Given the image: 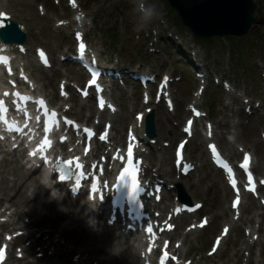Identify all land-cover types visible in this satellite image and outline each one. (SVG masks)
I'll return each mask as SVG.
<instances>
[{
	"label": "bare ground",
	"instance_id": "obj_1",
	"mask_svg": "<svg viewBox=\"0 0 264 264\" xmlns=\"http://www.w3.org/2000/svg\"><path fill=\"white\" fill-rule=\"evenodd\" d=\"M9 8L10 11L1 7L0 13H6L8 17H11L13 19L15 18V16L13 15L18 13L31 22L33 26L32 28H27L26 24L24 23L27 30V38L29 39L30 46L34 41H37V43L40 45L41 38L47 39V45H50L53 42L58 41L60 37H62L63 32H65V29L70 27L66 24L55 27L54 25H52L51 16L49 14L41 15L38 12L37 8H34L32 3L28 0H10ZM15 20L17 21V19ZM75 26L78 27L80 31H82V35L84 37L86 33L89 32V27H87L86 21L82 20L78 23L76 22ZM73 29L75 32L76 28ZM8 46L15 48L14 44ZM43 48L45 47L43 46ZM30 51V47H28V55H30ZM64 54L65 53H63V55ZM33 61L36 64L33 65L34 72H31V75L33 77H38L45 86H51L52 91L49 93L51 98L53 100L58 99L59 95L55 92V87L52 85L53 75L55 74L57 69L43 70L38 65L36 59H34ZM35 66H38L39 68H36ZM201 69L202 70L199 71L203 80L205 79L208 81V73L205 72V69ZM24 75H26L25 72ZM66 75L67 74H65V76ZM82 77L83 73L80 70H78L74 74V78L77 81H80ZM164 77H168V82H171L169 74L163 76L161 81L164 80ZM234 87H236V85H234ZM234 87H232V89ZM66 88L69 91L72 90L71 86L68 84ZM150 89L152 90L151 87ZM204 92L205 87H202L199 95L192 96L190 98V110H187V112L185 110V112L188 114V119L194 118L195 120L194 137L190 139L186 137L183 127H181L178 123V106L177 102L173 101V95L171 93H169V97H167V99L173 101V113L170 112V110L166 106L161 105L156 101H153L154 103L150 105L151 103H145L144 100L140 101L139 98L134 96L131 97V101L128 102L125 99L122 100L121 93H118L117 99L119 100L118 104L121 107V111L116 116H110V122L112 123V132H114L111 137V142L117 147L124 145L126 139L128 138L129 130L131 129L132 134H135L137 136L139 145L142 144V146H144L146 150V153L138 151L139 156L144 160L143 173L145 184L149 186H154L155 184L162 185L166 190L163 193V197L160 203L155 204L152 203V201H148L147 205V211H149L151 215L153 214L150 223L153 225L154 230L157 233V240L153 243L147 241H143L142 243L146 244L145 246L151 248L153 252L154 250L158 251V249H154L155 247H158V253H160L161 249L163 248V243L165 241H169V247L166 250H173L172 257L177 255V259L174 260L172 264H201L202 260L207 262L208 259L211 262L215 261L214 259L217 256L213 252H210L206 256H199V258H194V256L189 257L186 255H188L191 251L193 240L199 241L206 227H208V229H210V231L212 232L216 231L214 221L217 216H220L224 218V221L219 225L221 231L217 235L221 240L220 248L226 245L233 233H235V239L234 241H232L230 251L225 254V259L222 262H218V264H242V261H245V264H260L262 262L264 263V241L260 239L261 237L257 240L253 239L254 233H261L262 231H264V211L261 215L262 224H258L257 227L252 226L254 217L251 214L255 207L260 206L264 209V202L259 200L258 203L251 194L245 191V185L242 182L239 186L241 190V192L239 193L241 201L239 209L243 210L245 213H247V215H244L242 213L240 216L236 214L234 216H230V213H232V204L236 200L237 193L234 190L229 189V187L222 182L220 177L214 175L211 179L212 183L206 186L204 194H207V192L211 188L216 189V193L218 196V206H216L220 209L219 213L211 216L210 218H204V227L201 230H197V228L201 227L202 221L199 224L196 223L197 221H194L186 230H184L182 221L188 216H193V214L190 213H182L177 218H173L171 222L166 221L169 217L168 215H166L168 208L173 205L170 213L172 214L174 207L178 206L173 197L175 195V191H173V189H169L170 191L168 190L167 192V187H172L180 184L182 185L184 191H187V195L189 193L191 197H197L203 194L199 190V184L204 182V178L207 177L208 173L206 175H202L201 173H199L200 183L195 182L193 180V177L184 180L183 176L180 173L181 169L179 171V174H177L176 169H174L173 164H171L170 162V148L173 144L174 146H177L178 144H181L182 141H186L184 146L185 160L189 162V165H196V169H198L197 171H200V169H204L205 166L208 165V162L205 158V150L203 149L204 139L200 133V130H198L197 128L198 126H204L205 124L203 123L199 125V118L196 119V115L195 117L192 115L193 110L197 111L201 107V97L203 96ZM229 94H231L230 98L233 101H237V98L235 96L236 92L234 94L233 92H230ZM70 97L75 101V103L77 102L74 93H72ZM227 103L224 105L225 111L229 109ZM114 104L112 103L113 107L115 108V105L117 104ZM72 109L74 110V108L71 107L70 114H73L75 117L79 118L80 116H85L83 106H78V108L74 111ZM87 109L89 113L88 118L91 119L95 113V108L92 109L88 107ZM134 110H136L135 115H133ZM106 114L108 113H100L99 119H104L107 116ZM140 114H143L142 119L137 118ZM150 114L154 115L153 121L155 135L153 136V138L147 137L144 133V120L145 117ZM210 116L212 117L211 113ZM221 116L222 117L217 120L214 118L215 120L213 124H215L216 130L221 127H228V116L225 115L223 111L221 112ZM186 121L187 120H185V122ZM100 124L101 123L99 122L98 125ZM210 129L211 127H209V130ZM167 130H171L173 131V133L168 136L166 134ZM213 133L215 140L229 150L230 157L233 158L238 154V147L235 146L234 143H232L234 141L231 142L226 140L222 131H213ZM236 135L237 134H235V136ZM92 154L94 155V153ZM106 155H108V150L104 149V153H102L100 156ZM242 156L243 155L241 154V157ZM149 164H151V166H149ZM262 167H264V157L256 162L254 169L255 171H258ZM6 172H9L11 175H13L14 178L12 180H9L8 177L3 174L4 172L2 174L0 173V204L2 205L3 201H6L10 204V207H7L6 209L8 210L14 207V210L11 211L8 219L0 220V229H2V232H9V236H6L2 240V233L0 234V247H5L8 251L6 259L4 260L5 262L2 264H147L152 258V256H149L142 259V251L140 250V248H137L132 243H130L129 239L124 234V229L121 228V223L116 220L111 224H107V217H105L103 213L97 216L100 219L104 220L101 226L98 223L95 226H92V228H85L82 225L85 216L77 206L78 199L67 198V200L63 201L61 205L53 203L48 198L49 194L47 193V188L40 181L41 174L38 172V170L24 171L20 167H16L15 165L11 170H8ZM29 190H32L31 194H28ZM261 190L264 194V187H262ZM171 192H173V194ZM229 195L232 196V200L230 208H227L224 204V200ZM166 199L170 201L168 204H166ZM24 209H26L25 213L27 215L37 216L38 219H35L37 222L49 223L51 228L52 226H57L55 224H61L62 222L64 223L63 227L59 231L53 232L47 229L49 232L45 233L48 236V246L44 242L45 237L42 238L43 235L39 234V232L36 233L34 231H30L18 234L17 236L13 237L12 232L16 231L17 229H24V227L31 224L35 226L34 222H30L27 224H21L19 222L18 219L23 220L19 215L21 213V210L23 211ZM5 212L6 210L1 213L0 217L6 215ZM197 213L198 212H196V214ZM16 217H18L17 221L15 219ZM15 222L17 223L15 224V226L17 225V227H12ZM168 224L175 226L172 228V230H167ZM10 227H12L11 231H9ZM57 227H59V225ZM225 228H227L228 230L227 236H223L221 234L222 231L225 230ZM41 229L43 230L44 228ZM161 229L165 230L161 231ZM42 230L41 232H43ZM242 233L244 236L243 238L240 237ZM53 235H56L58 239H64L65 245L60 244L59 240L54 241L52 238ZM115 236L117 240L122 244L124 249L118 256L113 255L110 252V248ZM24 238L30 239L31 241L27 245L22 247L19 253H17V251L10 252L11 248L14 245H18ZM174 242L177 243L178 246H176ZM252 242L258 243L261 246L262 259L260 262L257 260L255 261L252 256ZM68 243L72 245V249H69L70 247L67 246ZM186 245L189 246V250L184 256L183 252ZM53 247L54 251L50 252L49 250ZM76 247L77 250L75 251L74 248ZM221 250L222 249L218 251V256L220 255ZM36 252H42V257L40 259L35 258L29 260L28 257L34 256ZM8 259L11 262L6 263Z\"/></svg>",
	"mask_w": 264,
	"mask_h": 264
},
{
	"label": "rangeland",
	"instance_id": "obj_2",
	"mask_svg": "<svg viewBox=\"0 0 264 264\" xmlns=\"http://www.w3.org/2000/svg\"><path fill=\"white\" fill-rule=\"evenodd\" d=\"M28 1L32 3L34 8H37L38 12L41 15L49 14L52 19V25H54L55 27L58 26V24L62 20L69 22L73 21L71 17L72 8H68L67 5L68 1L66 0H28ZM78 1H79L78 2L79 6L83 9V12L87 17L86 21L88 23L89 32H87L86 34V41L90 44V46H94V47H98L99 49H102L103 53L105 54V57L111 59L112 62H114L117 59L118 61H122L126 63V65L128 64L135 65L138 63L140 65L146 66L147 68H150L151 70L153 69L152 70V72H154L153 74L157 75L156 82L160 80L161 74L163 72H168V71L173 72L172 74L174 75L173 76L174 80H173V85L171 87L172 88L171 91H174L173 94L175 96V100L179 104V105L177 104L178 113H179L177 119L178 122L182 124L184 122V114L182 113L183 110L182 108H184L185 107L184 105H186L190 100V96H191L190 94L194 92L192 91L194 86H192L190 80L192 76L194 78L195 76L193 74L192 68L188 66V64L185 62L186 60H188V58L186 56L179 55L176 49L174 48L173 43L179 42L181 43V46L185 48V50H191L190 44L192 43L191 41H193L194 39L193 40L190 39L191 37L189 31L183 27H180L174 21L173 19L174 11L170 10L166 6V4H164V2H162L161 0H145L146 4H151L156 7L157 16L146 28L140 31H136L135 24L138 13L134 12V8L136 7L138 0H78ZM253 2L256 5V11L254 12V16L259 22V24H255L247 35L243 37L218 38V39L215 38L214 40L211 39V41L208 44V51H204L203 45H199L197 48L198 50L197 52L200 58L201 59L203 58L206 61L209 71L227 80V82H229L231 87H234V85H236V87H234L232 91L231 89H229L228 92L224 90L221 86L219 87L210 81L209 84H207L206 91L201 98L202 100L201 111H203V113L206 114V116L209 118L211 117L210 116L211 113L212 117L210 118V121H213L214 118L216 120L220 119L222 117L221 112L223 111L225 115L228 116L227 120L229 121V124L227 128L223 129L221 127L218 128L217 131L220 132L223 131L228 138L234 141L233 143L235 146L245 147V148L248 147L251 150V152H253L256 160L258 161L264 157V140H263L264 105L262 104L261 107H258L257 112L253 115V114L245 113L244 103H243V101L245 102V100L251 98V100H248L249 103L256 106L258 105V101L256 100L257 97L262 99V103L264 98V84L262 80V77L264 75V0H253ZM1 5L7 7L8 9L5 7L3 8L10 11L9 8L10 0H0V6ZM13 16H15L14 19H17L18 22H21L23 24L25 23L27 28L33 27L31 22L21 14L16 13ZM171 28L177 35L176 38L171 36ZM67 32H69V29H67ZM71 32L72 33L74 32L73 28L71 29ZM169 35L171 36V38H169ZM166 41H168V43H166ZM26 43L27 44L29 43L28 38L26 40ZM53 43H52L53 45L52 44L47 45V39L44 38H41V42H40L41 47L44 46L46 49L48 48L47 50L52 57L56 56L57 54H59V52H62L63 50H69L70 52H73L74 36L71 35L70 33L67 34L64 32L62 34V37H60L58 41H55ZM37 44H38L37 41H34L33 44H31V46L29 45L31 50L29 53L31 54L32 57L28 56L27 53V56H24V60L22 59L27 64L31 62L30 58H32L31 60H33V58L35 57L34 51L37 47H39ZM235 49L238 51V53H235L237 52ZM56 69H59V73L56 72L53 75V79H52V85L55 87L56 91L58 88L57 82L61 79L65 78L69 81V83L75 82L73 77L74 75L72 74V72L74 71L73 68L69 67L68 65H62ZM200 70L202 69L200 68ZM65 74L67 75L65 76ZM194 82H195L194 84L196 85L197 82L196 81ZM38 83H39V87H42L41 89L43 91H47L51 89L50 86L47 87L40 82ZM154 89H155V85H154ZM129 92H130V96L131 94L132 95L134 94L136 97L139 98L140 95L139 88H136L135 86L132 85L129 87ZM227 92L228 93L233 92V94L236 92L237 101H233L230 98L231 94L227 95ZM226 103L229 106V109L226 110L227 112L224 110V105ZM86 104L88 105L90 104L89 106L93 107L91 102H87ZM188 110L190 109L188 108ZM241 110L243 111V113ZM172 133L173 131L171 130L166 131V134L168 136L171 135ZM235 134L237 135L235 136ZM219 145L225 152L230 154L229 150L223 147L221 143H219ZM203 146L205 148L204 144ZM172 150L173 149H170L171 158H172ZM239 156L240 154L238 153L237 156H234L235 157L234 159H238ZM11 159L12 158H7V161H5V163L0 162V173L4 172L6 174L4 175L8 177L9 180H12L14 178L13 175H11L9 172L8 173L6 172L13 168L14 164L12 163L13 161ZM211 170H209V167L207 165L205 166L204 169H200V171H196L195 173H193L192 175L194 176L187 175L188 178L183 177L184 180L193 177V180L195 182L200 183L199 173H201L202 175H206L208 173L207 177L204 178V182L199 184V190L203 194L191 198L193 201L200 200L203 203V206L200 212L198 213L199 218H202L205 215L213 216L219 213L220 211L219 207H217L218 196L216 193V189L211 188L207 192V194H204V190L206 186L212 183L211 179L212 176L214 175L220 177L222 182L225 184L224 179L219 175L220 173L219 172L215 173L213 172L214 170L212 171ZM259 171H263V169L258 170L257 172ZM31 193L32 190H29L28 194ZM189 196L190 195L188 193V197ZM229 197L232 196L229 195L224 200V204L227 208H229L228 206L231 204L230 199H232ZM48 198L53 203L61 205L59 201L55 202L54 200L50 199V196H48ZM166 201L168 200L166 199ZM256 201L259 203V200L256 199ZM4 202L8 207H10V204L8 202L6 201ZM168 203L166 202V204ZM5 210L6 212L9 211L10 214L11 211L14 210V207L8 210L5 208ZM25 210L26 209H24L23 211L21 210V213L19 215L20 218H22L23 220L18 219V217H16L15 218L16 221L18 219L21 224L34 222L35 226L31 224L29 226L24 227L25 232H30V231L31 232L34 231L36 233L39 232V234L43 235L42 238L45 237L44 238L45 240L43 239L45 243H48L47 242L48 236L46 235V233L49 232L48 230L53 232L59 231L64 225V223L62 222L61 224H55L57 226L59 225V227L52 226L51 228L49 223L37 222L35 220L38 219L37 216L27 215L25 213ZM263 211L264 209L261 208L260 206L255 207V209L251 213L255 215V221L252 223V226H255V224L257 225L259 223L262 224L261 215ZM240 213L247 215V213H245L243 210H240ZM190 218H191L190 216L184 218L185 222L187 223ZM223 220H224L223 217L220 216L216 217L214 221L216 233L217 230H219V224H221ZM182 222H184V220ZM191 223L192 222L190 221L189 226ZM15 224L17 223L15 222L12 227H14ZM15 227H17V225ZM41 228L44 229L42 230ZM41 230L43 232H41ZM205 231L200 237L199 241L193 240L192 242L193 247L191 248L189 254L192 256H196V258L197 256H201V255L205 256L210 249L211 240H212L211 238L215 232L210 231L208 227L205 229ZM257 234H259L260 235L259 238L261 237L260 239L264 241V231ZM240 236H243V233ZM52 238H54L55 241H58V237H56V235H53ZM234 239H235V233H233L232 236H230V239L228 240L226 246L224 245L225 247H223V249L221 250L220 256L219 257L217 256L214 259L215 261L211 262L208 259L207 262L202 260L201 263L218 264L219 261H223L225 259V254L230 251L231 244L232 241H234ZM23 240L28 241V243L31 241L30 239L27 238L22 239V241ZM28 243H26L25 245H27ZM59 243L65 245L64 239L59 238ZM252 243L254 245V242ZM25 245H23V247ZM14 246L11 248L10 252L17 251V250H12ZM67 246L70 247L69 249H72L71 244L68 243ZM51 249H53L54 251V247ZM74 250L76 251L77 247L74 248ZM188 250H189V246L186 245L184 251L187 253ZM36 254H40V255L36 256ZM42 255H43L42 252H36L34 256L28 258H31L29 260L35 258L40 259ZM252 256L255 261L257 260L260 262L262 259L261 246L258 243H255V245L253 246ZM9 262L11 261H9L8 259L6 263ZM260 264H264V263L262 262Z\"/></svg>",
	"mask_w": 264,
	"mask_h": 264
},
{
	"label": "snow or ice",
	"instance_id": "obj_3",
	"mask_svg": "<svg viewBox=\"0 0 264 264\" xmlns=\"http://www.w3.org/2000/svg\"><path fill=\"white\" fill-rule=\"evenodd\" d=\"M74 2V0H73ZM79 19V17H78ZM12 23V21L8 18L6 13H0V29L4 28L6 26V24L10 25ZM77 38L80 39V33H77ZM85 44L83 42H81L79 44V59L85 63L86 67H89V70L92 72V79L89 81V87H91L92 85H95L96 87V91L97 93L101 92L102 89L100 87V85L97 83V77L100 75L99 70L95 69L91 66H89L87 64V61L84 58V53H85ZM40 56L41 59L43 61V63L45 65L48 64V59L46 57V54L43 52V50H40ZM6 59H5V63H6ZM93 64H95V60H93ZM143 79L147 80V79H151V77H144ZM168 83V77H164V80L162 82V84L160 85L161 90H163L166 85ZM61 94L64 95L63 93V85H61ZM5 95H8L7 93H5ZM18 95V94H17ZM83 95L87 96L88 92L87 90H85L83 92ZM166 95V93H165ZM199 95V93L197 94ZM157 98L159 99V93L157 94ZM22 99H27V98H22ZM148 101V96L147 93L145 94V103H147ZM39 105L43 106L44 105V101L40 100ZM4 104L3 100H0V107H2ZM99 106L101 108H103L105 106V100L100 97L99 98ZM109 107H111V105H109ZM169 107H171V101H169ZM4 111H6L7 109H3ZM114 110V109H113ZM195 115L196 116H200L201 113L199 111H195ZM45 114L47 115V109H45ZM56 113L53 111L50 114V124H49V129L51 127V122H55V118H56ZM143 114L138 115V119H142ZM66 123L69 124H74L73 121H66ZM193 121L189 120L188 121V126L184 129L185 132H187L189 135H191V126H192ZM211 127V126H209ZM84 131L87 133L88 137L91 138L95 133L88 128H85ZM211 134V133H209ZM107 138V130H105V132L100 136V139L104 140ZM128 145H127V153H126V166L123 168V170L120 172V175L117 178V182L115 183V185H113L112 187H116L118 184H124L127 185L129 188V196L132 200H137L138 199V194L142 193L145 191V189L143 187H141V180H140V164H141V160L136 156L135 152H134V148L136 146V137L132 134L131 129L129 130V137H128ZM186 141H182L181 144L179 145L178 149H177V164L179 165V163L181 162V160L183 159V149L185 146ZM51 142L45 138L42 147L44 146H50ZM212 150L213 156L216 160V163L218 165H221L222 167L225 168V170L227 171L229 178H230V183L232 184V187L234 189H236V180L232 177V168L228 166L227 163H225L223 160L220 159L219 154L217 153L216 147L215 145H210L209 146ZM87 152V149L85 150ZM120 160H125V156L124 155H120L119 156ZM62 168L64 169L65 175L61 176L60 179L63 181L65 178L71 179L73 176H76L77 179H83L84 178V173L83 172H77L76 169H82L83 165L79 162V158H73V160H68V161H63L62 162ZM242 168H244L245 170L248 169L249 166V156L246 154L244 156V160L242 162V164L240 165ZM190 165H186L185 166V171L188 170V168H190ZM102 171V170H101ZM248 181L249 184L247 185V188L249 191L251 192H255L256 191V187H255V182L253 180L252 174L248 173ZM260 183L264 184V181H260ZM95 187V186H94ZM237 190V196H236V200L233 202V207L236 208L239 205L240 202V197H239V189ZM158 192V189H157ZM157 198L158 195H157ZM101 199H103V197H101ZM141 207H143V205L141 204ZM201 207L200 205H195V208H199ZM191 210V209H189ZM203 226V224H201V227ZM173 228V225L168 224L167 225V230H171ZM165 229H161V231H164ZM147 231L149 233L153 232V228L151 227V225L148 226ZM227 228H225L224 232L225 234L227 233ZM219 240L220 238H217V242L216 245H214L213 247V252L216 251V247L219 244ZM168 256L167 251L164 252V257H162L161 259V264H164V258ZM3 257V252L0 251V258ZM173 260H175V257H172Z\"/></svg>",
	"mask_w": 264,
	"mask_h": 264
},
{
	"label": "water",
	"instance_id": "obj_4",
	"mask_svg": "<svg viewBox=\"0 0 264 264\" xmlns=\"http://www.w3.org/2000/svg\"><path fill=\"white\" fill-rule=\"evenodd\" d=\"M170 8L175 9L183 24L200 37L243 36L256 23L253 18L255 5L251 0H165ZM8 25L14 38H7L3 28L1 38L8 42L21 43L25 39V28L14 20ZM12 27V28H11ZM14 28V29H13ZM148 131L152 134V120L148 118Z\"/></svg>",
	"mask_w": 264,
	"mask_h": 264
},
{
	"label": "clouds",
	"instance_id": "obj_5",
	"mask_svg": "<svg viewBox=\"0 0 264 264\" xmlns=\"http://www.w3.org/2000/svg\"><path fill=\"white\" fill-rule=\"evenodd\" d=\"M134 12L138 13V16L136 17V24H135V30L140 31L144 28H146L152 21L153 19L157 16V10L154 5L151 4H146L145 0H138V3L136 7L134 8ZM49 180L50 183L49 185H46V188L51 189V197L52 198H57L56 196L53 195V191L59 192V190L54 189L52 186L55 185L56 181L51 180V175L49 171ZM96 208H93L92 210H95ZM89 223L93 226L96 225L91 223L89 220ZM123 246L122 244L117 240L116 236L112 242L110 252L113 255H120V253L123 251Z\"/></svg>",
	"mask_w": 264,
	"mask_h": 264
}]
</instances>
